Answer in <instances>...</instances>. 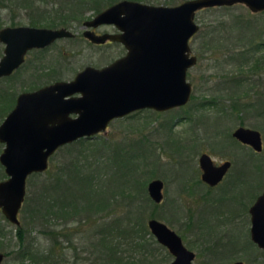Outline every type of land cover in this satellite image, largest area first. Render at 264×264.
<instances>
[{
  "label": "rangeland",
  "instance_id": "rangeland-1",
  "mask_svg": "<svg viewBox=\"0 0 264 264\" xmlns=\"http://www.w3.org/2000/svg\"><path fill=\"white\" fill-rule=\"evenodd\" d=\"M182 1L165 4V0H158L160 2L158 4L176 5ZM67 4L68 0H6L3 4L0 3V29L11 26L12 21L15 25L28 26H32L30 24L35 22L36 27H64L75 34L72 38L57 39L45 48L29 51L18 72L10 78L0 80V87L8 91L9 99L12 101L10 105L11 101L1 89L0 110L8 105L10 106L8 110H10L15 103L13 98H16L20 92L31 91L55 80H71L85 66L102 67L124 54V49L120 44L95 46L84 39L82 32L85 28L82 23L92 18L95 13L86 8L81 15L83 16L81 20L71 19L68 17L70 10ZM63 13L66 17L64 21L67 22L65 25L49 26L50 19L54 20L58 18L56 14ZM218 19L225 20L222 25L223 29L220 28L223 30L221 36L222 39L224 38L222 41L224 45L221 44L214 48L216 50L211 53L207 50V47H211L205 44L207 40L204 37V31H206L207 23L215 24ZM195 21L200 28L189 42L191 52L199 56V60L194 67L188 69V80L193 84L192 95L188 103L165 111L154 109L136 111L126 117L111 121L106 131L94 135L96 137L95 147H100L96 149L99 150L96 157H102L103 165L108 166L107 169L101 170L103 180L108 182L103 187L104 193L109 194L122 187L125 193L131 195L126 198L117 195L115 214L110 212L101 218V213L97 217L106 221L107 226L117 227L119 224H125L127 220L124 217L125 214L132 209L135 210V206L139 203H144L147 225L149 214L155 204L153 218L165 223L182 237L184 245L196 253L194 264H231L237 259L246 264H264V250L251 243L248 228L237 227L235 229L226 226L227 223L223 221L227 216L226 214L224 218L221 216L223 208L221 206L211 208V200H205L202 196L205 189L195 185V179L199 178L198 156L203 151L212 154L217 162L225 159L223 150L233 155L239 165L254 158L249 149L237 151L239 146L225 132L227 130L231 132L240 123L254 129L264 127V116L259 118V114L264 113V98L256 99L258 90L261 89L264 94V66L259 70L258 76L252 75L251 80L243 84L237 77L225 82L223 76L225 74L239 75L241 74L239 68H242L241 71L245 74L249 73V61L240 66L238 53L228 54V49L236 48L233 45L239 41L238 37L241 38L239 41L241 44L247 43L245 40L250 36L254 37L252 43L262 44L260 50L244 56L246 61L249 59L253 62L259 57L264 62V11L253 13L242 4L228 8L214 7L197 11ZM114 29L111 25L99 27V31L113 32ZM214 43L218 45L217 42ZM3 48L4 45L0 42V57ZM260 75L262 77L261 86L253 81ZM226 84L230 87L232 95L240 96L242 100V109L236 112L234 110L235 114L230 108L232 102L224 99ZM243 95L247 98H242ZM222 105L223 109L225 108L223 112L220 108ZM4 116L5 114L0 117V123ZM107 145L111 148L107 149ZM115 145L119 147V150L113 161L111 155ZM3 146L4 144L0 142V153ZM78 148L79 146L67 147L66 145L59 147L49 157L47 169L51 172L56 171L70 157L78 154ZM83 148V152H89L92 147L84 146ZM93 151L90 152L91 160L94 158ZM115 164L123 170L115 168ZM248 173H250L249 170L245 169L244 174ZM118 175H120L119 178H117ZM114 177L116 179H113ZM6 178L7 175L0 164V181ZM152 179H160L164 182L163 198L159 203H155L147 192V184ZM41 181V176H28L25 198H32L34 194L39 193ZM145 181L146 183L143 184ZM137 182L141 185L135 191L130 184L134 185ZM224 189L225 187L215 190L212 194L216 197L220 196L224 193ZM136 192H138V197L134 196ZM222 204H227L226 210L232 206L230 199L226 202L222 199ZM22 207L18 214L20 223L30 224V209H28L30 205L24 209ZM79 219L80 216H76L69 222H65L54 218L51 219V225L57 229L68 227L72 233V230L78 226ZM216 221L220 225H216ZM87 224L90 222L79 225L78 233L71 235L72 242L78 245L76 253L72 248L66 247L69 241H66L65 237L60 238V244L66 249L62 251V258L57 257L61 260L55 264H74L73 261H76L75 264H101L95 248L81 239V232L89 227ZM0 226L3 228L0 232V243L2 244L0 252L4 254V252L16 251L18 247L15 236L16 225L7 221L1 211ZM28 228L30 229L28 241L33 245L45 248L51 243L38 231L39 225H28ZM147 231L153 238L148 226ZM161 246L158 243L155 244V249H152V246L145 245L142 248L144 254L140 250L137 251V253L141 252L140 254L133 252V255L135 254L143 262L145 253L148 251L149 255L150 251H153L156 264H168L173 256L167 248ZM15 253L4 256L1 264H21Z\"/></svg>",
  "mask_w": 264,
  "mask_h": 264
},
{
  "label": "water",
  "instance_id": "water-1",
  "mask_svg": "<svg viewBox=\"0 0 264 264\" xmlns=\"http://www.w3.org/2000/svg\"><path fill=\"white\" fill-rule=\"evenodd\" d=\"M242 4L251 12L264 11V0H184L176 5L118 0L83 22L82 35L99 44L121 43L126 53L102 67L86 66L68 81H56L19 95L15 107L0 124V164L7 178L0 181V211L18 226L19 211L26 196L29 175L44 172L49 157L61 146L106 130L117 117L140 109L165 111L184 106L191 97L187 71L196 62L190 39L198 31L195 14L202 9ZM111 25L117 33L96 34L92 29ZM74 33L64 27L5 26L0 41L5 44L0 76L9 75L27 51L45 48ZM234 136L260 147L259 132L239 127ZM203 180L215 184L227 166L215 168L207 154L200 156ZM163 181L147 184L149 197L163 198ZM250 236L264 249V196L251 208ZM147 226L173 259L168 264H193L194 252L165 223L149 218ZM0 252V264L3 260ZM233 264H244L241 261Z\"/></svg>",
  "mask_w": 264,
  "mask_h": 264
},
{
  "label": "trees",
  "instance_id": "trees-1",
  "mask_svg": "<svg viewBox=\"0 0 264 264\" xmlns=\"http://www.w3.org/2000/svg\"><path fill=\"white\" fill-rule=\"evenodd\" d=\"M4 1L6 0H2L0 3L3 4ZM117 1L118 0H68L67 6H69L68 10H70L68 17L81 20L83 18L81 15L86 8L93 10L96 14L103 8ZM139 1L156 4L160 3L158 0ZM175 1L179 0H165V4H173ZM56 16H58V18L54 20L50 19L49 26L65 25L67 23L64 21L66 19L64 13L56 14ZM224 22L225 20L218 19L215 24H206L204 37L207 41L205 44H207V46L209 45L211 48L206 45L204 46L207 47V50L211 53L216 50L214 48L223 44L222 41L224 38L222 39L221 36L223 30L221 29H223L222 25ZM226 22L228 21L226 20ZM11 25H15L13 21ZM30 25L35 26L36 24L33 22ZM238 38L240 41L241 38ZM253 38L254 37L250 36L245 40L247 43L241 44V42L238 41L239 43L237 42V44L233 46L239 47L246 45L245 47L258 48V44L252 43ZM214 42H217L218 45H215ZM244 54L242 53L238 55L242 58L245 56ZM256 62L258 61H254V63ZM192 98H195V96H192ZM237 104L238 103L232 105V112H234V110L235 112L236 110H240V107ZM220 108L222 112L225 109H223V105L220 106ZM94 139H96L95 136L85 137L78 139L73 143L66 144L67 147L79 146L78 154L74 157H70V159L67 162H64L56 171L51 172L47 169L44 172L31 174L32 176H41L42 181L39 185V193L34 194L32 198L29 197L24 199L22 209L30 205L28 208L30 209V224L20 223L16 226L15 236L17 238V250L14 252L13 250L4 252V256L16 252L15 255L17 259L20 260L21 264H55L61 260L63 255L62 251L66 249L60 244V238L65 237L66 241H69L67 244L68 246L66 247L72 248L73 252L76 253L78 245L72 242L71 235L78 233L77 229L79 225H84L86 222H90V224H87L89 227L81 232V239L84 240V243H89L90 246L95 248V253L98 255L97 258L100 259L101 264H156L153 251H150L149 255L148 251L145 253L146 256L144 257L143 262L139 260L135 254L133 255V252L136 254L142 252L144 254L142 248L145 245H150L152 246V249H155V244H158L154 237L152 238L147 231L144 203H139L135 206V210L132 209L125 214L124 217L127 218L125 224H119L117 227H111L110 225L107 226L106 221L100 220V218L97 217L98 215H101V213V218H104L110 212L115 214L114 207L115 201H117V195L121 196V198L130 197L131 195L130 193H125L122 187H118L119 189H116L109 194L104 193L103 187L106 186L108 182L103 180L101 170L107 169L108 166H105V164L103 165L104 162L101 161L102 157H96L97 151L99 152V150L96 149H99L100 147H95L96 141H94ZM84 146H91L92 148L89 149V152H83ZM106 148L109 149L111 147L107 145ZM118 150L119 147L115 145L111 155L112 158L110 157L113 161L116 159ZM91 151H93L92 156L94 157L92 160L90 158ZM115 168L123 170L116 164ZM123 173L126 172L123 171ZM114 175L115 172L113 173V176ZM119 177L120 175L117 176V178ZM98 178L99 181H97ZM113 179L116 178L114 177ZM145 183L146 181L143 184ZM130 185L134 188L133 190L137 191L141 183L137 182V184ZM134 196L138 197V192H136ZM154 211L155 204H153V209L149 214L150 218L155 216ZM76 216H80V219L78 221V226L72 230V233L69 231L68 227L57 229L53 228L51 225V219L55 218L56 220L69 222ZM28 225H39L38 231H40L41 235L51 243L45 248L30 243L28 241V235L30 232ZM2 229V226H0V232ZM2 233V235L5 236L4 232ZM116 233L118 235H116ZM0 245L2 244L0 243ZM140 250L141 252L137 253V251ZM60 256L61 258L57 259V257ZM72 263L75 264L76 261H73Z\"/></svg>",
  "mask_w": 264,
  "mask_h": 264
},
{
  "label": "flooded vegetation",
  "instance_id": "flooded-vegetation-1",
  "mask_svg": "<svg viewBox=\"0 0 264 264\" xmlns=\"http://www.w3.org/2000/svg\"><path fill=\"white\" fill-rule=\"evenodd\" d=\"M256 13H259V12H256ZM84 21H86V20H84ZM11 26H18V25H11ZM102 26H106V25H100V26H98L96 28H93L92 30L96 34L117 33L118 32V30H116V29H114L113 32L99 31V27L101 28ZM83 38L86 39L84 36H83ZM86 40L89 43H91V44H93L95 46H103L105 44H120L123 47V49H124V54L126 53L125 47L121 43H119V42L107 40L104 43L95 44V43L90 42L88 39H86ZM1 43L4 45V48L2 49V55L0 57V60L3 57V55H4V49H5V44L3 42H1ZM256 44H258V48H252V47H236V48H233V47H231L230 49H228V54L229 55H231V53L232 54H236V53H238V54H242L243 53L244 54L245 53L244 55L252 54L253 52H256L257 50H260L262 48V44L261 43H256ZM34 49H37V48H34ZM34 49H31V50H34ZM31 50H29V51H31ZM29 51H27V53ZM26 54L24 56V61H25ZM191 55H194L196 57V62H195L194 65H192V67H194L197 64L198 60H199V56L193 54L192 52H191ZM229 55H228V58H227V61L228 62L230 61L229 60ZM238 59H239V65L240 66L243 65V63L245 64L246 62L249 61V63H248V64H250L249 73L248 74H245L244 71H241L242 68H239V71H240L241 74H239V75H227V74H225L223 76L224 77L223 80L225 82L226 81H231L232 79H235L233 77L240 78L242 84L245 83V82H248L249 80H251V76L252 75L258 76L260 74V73L258 74L259 70L262 69V67L264 66V62H262V59H260L259 57L258 58H255L253 60V62H251V60H249V59L246 61V57H243V60H241V56L240 55H239ZM254 61H258V62L254 63ZM263 61H264V59H263ZM23 62L16 69H14L9 75H2V76H0V80H2V79L5 80L7 78H10L12 75H14L15 73H17L18 72V69L22 66ZM110 63H108V64H110ZM104 66H106V65H104ZM104 66H102V67H104ZM102 67H98V68H102ZM75 75L73 76V78L75 77ZM188 76L189 75H188V71H187V78H188ZM240 80H238V82ZM56 81H61V80H55L53 82L47 83L45 85H42L40 87H43V86L52 84V83H54ZM253 81L256 84L259 83L260 86H261L262 85V77H261V75H260V77H256ZM40 87H38V88H40ZM38 88H36V89H38ZM1 89L4 90V88L0 87V91H1ZM36 89H33L31 91H34ZM31 91H23V92L18 93V95L16 96V98L15 97L13 98V100L15 101L13 107L10 110H8V107H10L8 105L3 110H0V117L3 114H5V116H4V119H5V117L15 107L16 102H17V99H18V97H19L20 94H22L24 92H31ZM192 91H193V84L191 83V95H192ZM4 93H5V96H8V99H9V94H8V91H6V89L4 90ZM0 96H1V94H0ZM242 98H247V96H244L243 95ZM262 98H264V94L262 93V90L260 89V90H258V96L256 97V99H262ZM224 99L227 102H232L230 108H232V105L233 104H236V103L240 102L237 105H239L240 109H242V104H241L242 103V100H241V97L240 96L238 97L237 95L235 97V95H232V93L230 91V87L228 86V84H226V93L224 95ZM9 101H11V99H9ZM234 102H236V103H234ZM11 103H12V101L10 102V105H11ZM0 104H1V100H0ZM140 110H142V109H140ZM136 111H139V110H136ZM136 111H133L131 113H128V114L124 115L123 117H126V116H128V115H130V114H132V113H134ZM232 113H234V112H232ZM259 115H260L259 118L260 117H263L264 116V113L259 114ZM123 117L113 118L111 121H113L115 119L123 118ZM109 123H108V125H109ZM108 125H107V127H108ZM107 127H106V129H107ZM239 127L254 129V128H251V127H246V126L242 125V123H240V125H238L237 127H235L231 132L227 130V132H225V133H227L228 137L239 146V147H237V151H240L241 149H243V150L244 149H249L251 151V154L254 156V158L253 159L246 160L244 163H242L241 165H239V164H237V160L234 159L233 155H230L227 151L223 150L224 151V154H225L224 155L225 156V159H223L220 162H217L216 160H214L212 154H210L209 152L203 151L198 156V166H199L198 172H199V178H196L195 179V185L201 187V189H205V192L202 193V196L204 197L205 200H207V199H210L211 200V205H210L211 208L214 209V206H216V207L221 206L223 208V212L221 213V216H223V218H224V215L226 214L225 216H227V218L223 221V222L227 223L226 226H229L231 228L233 227L235 229H237V227H240V228L241 227L248 228L249 237H250L251 243L254 246H256V247L259 248V246L255 242L252 241L251 236H250V230H251V227H252V224H253V222H252L251 208L256 203V201L258 200L259 197L264 196V127L254 129V130L258 131L259 132V135H260V147L258 149H255L250 144L244 143L243 141H241L240 139H238L236 136H234V132ZM102 132H104V131H102ZM102 132H100V133H102ZM100 133H98V134H100ZM75 141H73V142H75ZM73 142H71V143H73ZM204 153L207 154L208 157L210 158L213 167L219 168V167L223 166L224 164L227 165L225 167V169H224V172H223L222 177L215 184H210V183H208V182H206V181L203 180V177L202 176L204 174V171H203V169H202V167L200 165V156L202 154H204ZM245 169H248L250 173H248L247 175H245L244 174V170ZM193 171H194V169H193ZM163 185H164V182H163ZM223 187H225L224 193L221 194L220 196H217L216 197V196H214L212 194L213 192H215V190H220ZM162 193H163V191H162ZM222 199H224L225 202H226V200L228 201L230 199V203H232V206H229V209L228 210H226V207H227L226 205L227 204L226 205H223L222 204ZM216 225H220V224H218L217 221H216ZM180 238H181L182 243H183L184 241H183V239H182L181 236H180ZM259 249L264 250L262 248H259ZM192 252H194V251H192ZM195 258H196V253L194 252L193 264H194ZM237 261H241L244 264H246L244 261L238 260V259L235 260V261H233L231 264H233L234 262H237Z\"/></svg>",
  "mask_w": 264,
  "mask_h": 264
}]
</instances>
